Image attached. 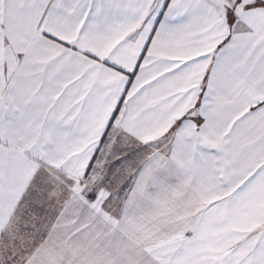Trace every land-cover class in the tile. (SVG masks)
Wrapping results in <instances>:
<instances>
[{
    "label": "snow or ice",
    "instance_id": "obj_1",
    "mask_svg": "<svg viewBox=\"0 0 264 264\" xmlns=\"http://www.w3.org/2000/svg\"><path fill=\"white\" fill-rule=\"evenodd\" d=\"M0 264H264V0H0Z\"/></svg>",
    "mask_w": 264,
    "mask_h": 264
}]
</instances>
